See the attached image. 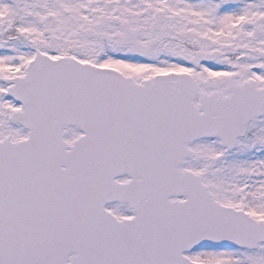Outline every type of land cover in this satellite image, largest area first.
Wrapping results in <instances>:
<instances>
[{
    "label": "snow or ice",
    "instance_id": "snow-or-ice-1",
    "mask_svg": "<svg viewBox=\"0 0 264 264\" xmlns=\"http://www.w3.org/2000/svg\"><path fill=\"white\" fill-rule=\"evenodd\" d=\"M0 264H264V0H0Z\"/></svg>",
    "mask_w": 264,
    "mask_h": 264
}]
</instances>
